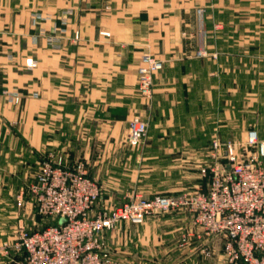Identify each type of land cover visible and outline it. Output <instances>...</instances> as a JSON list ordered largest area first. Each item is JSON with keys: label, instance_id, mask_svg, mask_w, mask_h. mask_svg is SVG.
Masks as SVG:
<instances>
[{"label": "crops", "instance_id": "1", "mask_svg": "<svg viewBox=\"0 0 264 264\" xmlns=\"http://www.w3.org/2000/svg\"><path fill=\"white\" fill-rule=\"evenodd\" d=\"M144 54L163 62L149 99L136 86ZM135 114L148 123L136 148L127 143ZM249 131L264 140V0H0V245L15 239L18 217L29 218L28 187L48 153L84 162L112 208L127 188L115 171L132 159L179 171L180 189L206 191L191 175L209 139L239 143ZM182 230L139 227L144 255L134 261L206 264L193 242L182 246ZM10 259L19 255H0V264Z\"/></svg>", "mask_w": 264, "mask_h": 264}, {"label": "built area", "instance_id": "2", "mask_svg": "<svg viewBox=\"0 0 264 264\" xmlns=\"http://www.w3.org/2000/svg\"><path fill=\"white\" fill-rule=\"evenodd\" d=\"M40 19L38 15L34 21ZM73 39L79 40L78 32ZM162 67L163 62L154 56H141L136 86L142 97L150 98L154 75ZM4 96L13 104L20 101L13 91H4ZM147 128L142 116L131 117L128 144L139 146ZM246 146L254 152L239 160L234 143L212 141L218 161L199 168L201 178L207 180L206 191L140 198L112 208L102 204L101 186L88 176L84 162L67 166L61 156L48 153L28 187L34 213L44 225L19 226L13 241L0 245V253L18 254L19 259H10L11 264H111L106 233L124 223L139 225L149 215L184 208L208 236L222 243L230 263L264 264V140L249 131Z\"/></svg>", "mask_w": 264, "mask_h": 264}, {"label": "rangeland", "instance_id": "3", "mask_svg": "<svg viewBox=\"0 0 264 264\" xmlns=\"http://www.w3.org/2000/svg\"><path fill=\"white\" fill-rule=\"evenodd\" d=\"M20 2V0H17ZM218 24L213 25V32L220 31L221 29L218 28ZM232 29V28H231ZM200 53V54H198ZM197 55H203L202 50H199ZM215 53L212 54V58H215ZM138 115V114H135ZM134 115V116H135ZM133 117V116H132ZM217 140L219 142H226L218 137H211L209 139V148L206 151V160L204 159L203 162L197 163L196 166L198 168L196 170H193L195 174L198 177L201 178L199 173V168L204 163L209 164L210 166L217 163V156L216 153L211 148L212 141ZM237 148V156L239 160H244L248 156H251L253 154V150L249 149L246 146V139L242 142L235 143ZM128 143V142H127ZM130 145V144H129ZM130 147L136 148L137 146ZM222 157V156H221ZM192 171V172H193ZM115 176L119 178L121 181V185H125L127 188L123 189V191H119V203L116 204L114 207L120 206L121 204L127 203L128 201H134L140 198H148L151 199L155 196H182L186 193L192 194L195 191L201 190L202 188L197 186L193 189H180L178 185H176L173 182V179L176 177V174L180 173L179 171L175 170H153V169H143L138 166V160L137 157L135 159L131 160V163L127 169H124L123 171H115ZM203 179V178H201ZM206 180V179H205ZM99 183V181L97 180ZM207 184V180H206ZM101 186L102 191H104V188ZM18 201L17 203H19ZM108 207V206H106ZM32 208V205L30 203L29 199V218L26 217H18L17 220V228L19 226H26V221L29 220V227L35 228L40 227L44 225L40 219L35 215L34 210ZM31 209V210H30ZM21 213H24L23 210L19 207V216ZM176 214L181 215H187L188 217V227H190L189 230H185V223L184 219L182 217L181 220L177 219L175 222L174 216ZM24 215V214H23ZM178 216V215H177ZM3 221L5 219H2ZM22 220V221H20ZM42 224V225H41ZM141 226H146L150 228L154 227H174V228H181V235H180V242L182 238L186 239V242L182 243V246L186 243H194V246L197 247L196 253L193 255L197 257L198 259L204 258L207 260L206 264H234L230 263L227 259L226 255L224 254L222 250V243L217 241H211V237L206 234V231L203 229V227L199 224H197L192 216L191 213L186 211V209H178L175 211H171L168 213L163 214H153L149 215L143 223L139 225H132V224H121L117 228L113 229L112 231H109L106 233L104 242H105V249L109 255V260L111 264H137L134 259L138 257H143L144 254H140L139 248L137 246V236L139 237L138 228ZM15 228V229H17ZM194 231V232H193ZM197 232V233H195ZM193 233V234H192ZM148 236V235H147ZM145 237V235H141V238ZM153 235H149V238H152ZM155 237V236H154ZM208 239V241L211 242H205V239ZM5 241V240H4ZM2 241V242H4ZM199 241V242H197ZM196 242V243H195ZM211 244V247L207 249L209 245ZM149 246L152 247V241L148 243ZM206 245V246H205ZM0 255H6L2 254L3 250ZM143 251H141L142 253ZM8 256V255H7ZM150 256H153V250L150 252ZM130 258V259H128ZM133 260H132V259ZM239 264V263H236Z\"/></svg>", "mask_w": 264, "mask_h": 264}]
</instances>
